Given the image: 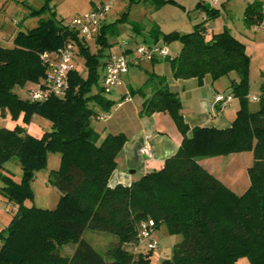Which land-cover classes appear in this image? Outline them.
<instances>
[{
    "label": "trees",
    "instance_id": "1",
    "mask_svg": "<svg viewBox=\"0 0 264 264\" xmlns=\"http://www.w3.org/2000/svg\"><path fill=\"white\" fill-rule=\"evenodd\" d=\"M152 1L156 7L175 3ZM262 1L245 6L243 22L248 29L261 20ZM196 5L209 18L218 14V9L203 2ZM46 8L43 5L31 13L40 14ZM122 19L100 23L95 52L63 19H56L54 12L35 27L18 32L12 47L0 46V110L11 120L22 115L28 122L40 115L51 122L50 131L39 137L20 125L0 127V194L18 206L0 232V264H237L242 256L250 264H264V80L253 100L257 106L252 108L248 98L250 57L245 44L228 29L206 38L207 28L201 22L190 32L164 33L162 40L180 42L178 54L169 59L174 78L200 80L205 74L213 79L230 71L238 74L239 80L230 84V93L239 104L230 125L189 129L180 114V99L159 79L161 83L144 98L140 113H168L182 133L180 145L161 168L142 174L129 185L108 184L127 137L117 132L99 139L91 119L98 115L94 105L108 111L116 103L106 97L98 82L107 61H103L105 49L111 47L108 37L116 34V23ZM67 40L76 43V55L83 56L88 77H81L74 67L63 95L44 101L18 97L16 85L42 81L46 64L41 54L57 50ZM152 78L149 75L143 85ZM93 85L97 87L94 92ZM137 91L142 92L143 87ZM240 151L251 152L252 162L247 168L249 186L237 194L202 167L199 159ZM49 152L59 154V165L49 172L48 182L63 195L53 209L26 205L24 200L32 197L29 182L45 166ZM9 159L20 164L19 182L1 172ZM148 221H152L151 231L162 224L167 233L180 236L169 258L153 260V250L138 244L141 224ZM85 228L117 237L107 257L81 239ZM67 241L77 243L71 256L58 252V245ZM125 245H133L137 252Z\"/></svg>",
    "mask_w": 264,
    "mask_h": 264
},
{
    "label": "crops",
    "instance_id": "2",
    "mask_svg": "<svg viewBox=\"0 0 264 264\" xmlns=\"http://www.w3.org/2000/svg\"><path fill=\"white\" fill-rule=\"evenodd\" d=\"M104 1L106 0H86V2H88L87 7H84L82 11L76 13V15L93 10L99 3ZM203 1H205L203 4L208 5V7L218 9L217 17H219L226 9L230 15L231 5L233 4L234 6V2H236V0H222L217 4H212L208 0ZM38 2L39 1L37 0H0V46L12 47L13 38H15L18 32H26L38 24L45 11H43L42 14H32L31 12L34 9H38L41 6L46 5V11L50 13V17H52V12H54L55 18L57 19V11L59 10V5L63 3L62 0H43L41 4ZM149 2L144 0H126L125 2H121L119 6H113V8L106 11L100 21L102 25L112 23L119 17H115L114 19L109 12H115L117 9L120 10V8H127L126 11H122L123 13L121 15V17L123 16L122 21H126V23H123V25H126L124 31H121L116 25V35L108 37L111 47L108 48L109 51L106 52L107 56L103 58V61L113 55L112 53L119 54V52H121L120 54H125L127 58H132L136 51L132 52L131 48L126 46L130 41L132 44L137 43L136 46L140 44L151 45L158 43L165 45L169 50V57L150 61L142 60L139 64L133 65L135 68L132 70L128 68L125 73L121 74V83L116 86V89H114V87L109 92V94L113 93V96H109L108 98L116 102L109 109V112L106 113L104 111H99L100 108L98 106H93L98 115L93 116L91 124L93 120L97 121L92 126L98 133L99 139L107 133L114 134L117 132H123L127 137L123 147L117 155L118 157H116V168L109 178L108 184L110 185L118 183L129 185L133 182V180L137 179L142 174L161 168L165 159L174 154L180 145V140H182L183 137L182 133L178 130L168 113L154 112L150 115H143L140 113L141 104L144 98L149 96L152 90L161 83L159 79H162V83L165 84L167 88L174 92L180 99V114H182L183 120L188 124L189 129L193 126H213L216 128H225V126L228 127L235 117L236 110L238 109L239 104L237 98L235 97H233L230 104L226 106L220 105L213 99L217 93H229L231 91L230 84L233 81L237 82L239 80V76L235 71H230L227 74H223L215 79H213L210 74H205L200 80L196 77L188 79L174 78L169 59L178 54L180 42L175 40L170 43H166L162 40V34L172 31L180 33L190 32L193 28H195L196 24L201 23L203 19L206 18V38L214 32L228 29L233 36L244 44L245 42L249 44V42L253 41L255 43V47H252L253 53H256L260 46L264 47V36H255L257 33H261L262 35V33H264V29L252 30L251 27L248 29L243 22V12L248 3L247 0L245 1L246 4L242 9L241 22H234L230 19V17L227 19L222 18L221 20H212L211 22V18L207 16L202 6L196 5L198 2L201 3L202 0H197L194 4L196 5V8L199 9L197 11L198 14H196L193 19L189 18V20H184L181 23L175 21L172 17H167V21L153 20L146 22L145 17L141 16L140 12H143L145 9L146 11L160 9L164 6L161 5L156 7L155 3L147 5ZM139 6L141 8H139ZM133 8L138 9L135 12H139V15L133 16ZM137 39H139L141 43ZM94 40L95 37L86 40L87 45H89V41H93L94 43ZM121 42L124 46L121 45ZM246 44L245 49L247 47ZM249 45L252 46L251 43ZM250 69L251 64L249 65L248 92V98L251 103L253 101L252 97L255 96L257 98L259 96L258 93L260 92L255 93L253 91V84H251L252 71ZM102 73L100 83L102 81ZM149 75H153L151 83L149 82L143 85ZM262 80H264V71L259 74V78L255 81V87L258 88V90ZM126 81L129 84L133 83V87H130L131 89L144 86L143 91L140 92L141 95L134 96L133 99H130L129 96L126 95V91L128 89L125 85L127 83H124ZM118 96L121 98L124 97V102L119 101V99H115V97L117 98ZM7 116L9 117L8 113L1 112L0 110V127H8L5 120V117ZM20 116L22 117V115H19V117ZM34 118L36 119L37 115H33L31 119ZM37 121H39V127L37 126L35 129H31L30 126L27 129V133L36 136L38 132L41 134V132L50 131V120L40 117L37 118ZM17 124L18 123H16V125ZM187 134H190V130ZM143 146L148 147L149 155L140 153V148ZM224 156L226 155L204 157L199 159V162L202 167H205L219 180L221 178L225 179L228 177L215 175L212 171L215 170L214 168H216V166L220 167L222 165L223 160L221 159ZM229 167L230 169L233 168L232 164L229 165ZM231 171L232 170H229V172ZM1 172L12 178V175L7 171H4L3 168L1 169ZM234 172L237 173L239 178L241 174L246 172V170L243 169L242 171V169L239 168L234 169Z\"/></svg>",
    "mask_w": 264,
    "mask_h": 264
},
{
    "label": "rangeland",
    "instance_id": "3",
    "mask_svg": "<svg viewBox=\"0 0 264 264\" xmlns=\"http://www.w3.org/2000/svg\"><path fill=\"white\" fill-rule=\"evenodd\" d=\"M39 1L38 3H42L43 0H37ZM63 3L59 5V10L57 11V19L63 18L64 21L69 20L70 18H73V16L76 15V13H79L82 11V9L87 7L86 0H62ZM99 1V0H97ZM109 0H106L104 2H107ZM126 0H116L113 1V4L111 5V8L113 6H119L121 2H125ZM175 3H165L163 7L160 9H153V10H143V12H140L141 16L145 17V21H153V20H163L167 21V17H172L174 18L175 21L177 22H183L184 20H189L193 19L196 14H198V9L196 8V5H194L197 0H174ZM209 1V0H208ZM222 1V0H221ZM219 1V2H221ZM227 1V0H226ZM246 0H236L233 4L231 5V13L229 15L227 9L220 14L219 17H211V22L212 20H221L222 18L227 19L230 17L231 20L234 22H241L242 21V9L244 5L246 4ZM251 1V0H247ZM149 2V1H148ZM202 2H205L202 0ZM154 4V1L150 0V2L147 4ZM39 4V5H40ZM183 4V5H181ZM89 6V5H88ZM135 6V5H134ZM141 6V5H140ZM139 6V8H141ZM145 8V7H144ZM127 8H123L120 10L117 9L115 12H109L110 15L115 19V17H121L122 11H126ZM138 9L133 8V16L139 15V12H135ZM43 12H41L42 14ZM48 15V16H47ZM42 18L46 20V18L50 17V13L45 10V13L42 14ZM223 16V17H221ZM111 17V16H110ZM110 19V18H109ZM113 19V20H114ZM148 20V21H147ZM210 20V19H209ZM123 23H126V21H118L116 25L121 31H124V28L126 25H123ZM116 26V27H117ZM116 35V34H114ZM264 36V33H257L255 36ZM139 37V36H138ZM142 39V38H139ZM137 39L138 41H140ZM147 39V38H146ZM141 43V41H140ZM247 42H245L246 44ZM251 43L252 46L249 44ZM137 43H133L130 41L127 47L131 48L132 52L136 51V46ZM247 43L246 47V52L250 56V64H251V71H252V83L253 84V91L255 93L260 92L258 88H256L255 81L259 78V74L264 71V47L260 46L257 50L256 53H253L252 47H255V43L253 41ZM121 45L122 42H121ZM124 46V45H123ZM249 47V48H248ZM89 48L91 52L96 51V46L93 41H89ZM110 48V47H109ZM109 51V49H105V52ZM121 52H119L120 54ZM114 56L119 55L112 53ZM84 58L81 55H76L75 57V67L76 70L80 73L81 77H88V69L85 66L84 63ZM129 68L132 70L133 65L129 66ZM102 73L100 69V74ZM151 83V80L148 81V83ZM100 84V80L98 82ZM127 83L125 84L128 89L126 91V95L129 96L130 99H133L134 96L141 95L140 92L137 91L139 88H130L133 87V83H128L127 81L124 82ZM35 85L32 82H28L25 85H16L14 87V91L17 93L18 97L28 100L29 99V89L33 88ZM125 86V87H126ZM144 87V86H141ZM117 88V87H116ZM114 88V89H116ZM121 88V87H119ZM97 87L96 85L92 86V91H96ZM123 93V92H122ZM260 94V93H258ZM106 95V94H105ZM113 96V93H108L106 97ZM115 99H119V101L124 102V97L118 96ZM115 104V103H114ZM113 104V105H114ZM112 105V106H113ZM92 106V105H90ZM250 106L252 108H255L257 106L256 102L252 101ZM99 111H104V110H99ZM104 112H109L104 111ZM103 112V113H104ZM105 114V113H104ZM40 115H37V118H40ZM21 118V119H20ZM32 118V117H31ZM37 118L35 119H30L28 122H24L22 117L20 116L18 119L11 120L10 116L5 117L6 124L8 127H14L16 123L17 125L23 126L26 131L27 129L31 126V129H35L37 126L39 127V121H37ZM43 118V117H41ZM46 119V118H44ZM97 122L96 120L92 121V125ZM101 122V121H100ZM39 124V125H38ZM42 131V130H41ZM39 136L42 135V132H38ZM38 136V137H39ZM221 160L222 165L220 167L216 166L214 168L215 170H212L215 175H220L221 177H228L225 179H220L222 182L228 186L234 193L240 194L241 192L245 191L246 188L249 186L250 180L248 179V174H247V167L250 166L252 162V153L249 151H240V152H234V153H229L228 155L224 156ZM233 166V168L230 169L229 165ZM59 165V154L58 153H53L49 152L47 154V159H46V164L45 166L38 170L36 172L34 178L30 180L29 186L32 190V197L26 198L24 200V204L26 205H35L37 207L41 208H52L56 205L58 201V193L54 190V186H51V184L48 182L49 178V172L51 170H54L58 167ZM241 168L242 171L243 169L246 170L245 173L241 174L240 177L238 178L237 173L234 172V169H239ZM3 170L7 171L12 175V178L15 179V181L19 182L21 180L22 176V169L20 167L19 162L16 159H9L4 163ZM229 170H232L229 172ZM223 175V176H222ZM242 176V177H241ZM0 185H1V180H0ZM237 187V188H235ZM17 205L14 202H9L5 199L4 196L0 194V232L7 226L9 223L12 214H14L17 210ZM152 236L158 241V248L154 249L153 251V260L159 259V258H169L172 253V247L173 244L180 239V236L178 235H171L167 233L165 226L161 224L160 227L154 229L152 231ZM81 239L86 240L93 248L94 250L96 249L97 252L105 255L107 251L113 247L117 243V237L111 233L104 232V231H97V230H92L89 228H85L83 231V234L81 235ZM2 240L0 236V241ZM1 245V242H0ZM77 243L72 242V241H67L66 243H62L58 245V252L63 255V256H71ZM125 248L128 249L130 252L136 253L137 251L134 250L133 245H125ZM106 256V255H105ZM107 257V256H106ZM237 264H250L248 258L246 256H242L238 258V263Z\"/></svg>",
    "mask_w": 264,
    "mask_h": 264
},
{
    "label": "built area",
    "instance_id": "4",
    "mask_svg": "<svg viewBox=\"0 0 264 264\" xmlns=\"http://www.w3.org/2000/svg\"><path fill=\"white\" fill-rule=\"evenodd\" d=\"M113 1L99 3L95 9L78 14L65 22L69 29L76 30L85 40L95 37L98 33L102 16L111 8ZM221 0H209L212 4H217ZM262 18L260 21L251 25L252 30L264 29V6L261 10ZM206 26V18L203 19ZM77 45L74 40H67L61 47L54 51H45L41 58L46 64V73L41 82L35 83L34 87L29 89V99L31 101H44L52 95H63L68 89V73L75 67ZM169 57V50L165 45L158 43L146 45L140 44L136 47L135 55L127 58L125 54L111 55L103 68L101 86L105 93H109L114 87L121 83V74L125 73L129 66L137 65L142 60H154ZM215 102L222 106L230 104L233 99L232 93H217L213 98ZM253 100L257 98L252 97ZM140 153L149 155L147 146L140 148ZM152 221L143 222L138 234V244L143 245L148 250L158 248V241L152 236L149 226Z\"/></svg>",
    "mask_w": 264,
    "mask_h": 264
},
{
    "label": "water",
    "instance_id": "5",
    "mask_svg": "<svg viewBox=\"0 0 264 264\" xmlns=\"http://www.w3.org/2000/svg\"><path fill=\"white\" fill-rule=\"evenodd\" d=\"M1 112H4V110L1 109ZM54 189L56 190V192H57L59 195H63V193H61V191H60L56 186H54ZM160 260L162 261V258H160Z\"/></svg>",
    "mask_w": 264,
    "mask_h": 264
}]
</instances>
